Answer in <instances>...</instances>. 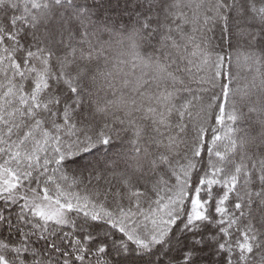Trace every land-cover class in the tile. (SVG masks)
<instances>
[{"label": "snow or ice", "instance_id": "6c2138e0", "mask_svg": "<svg viewBox=\"0 0 264 264\" xmlns=\"http://www.w3.org/2000/svg\"><path fill=\"white\" fill-rule=\"evenodd\" d=\"M0 264H264V0H0Z\"/></svg>", "mask_w": 264, "mask_h": 264}]
</instances>
